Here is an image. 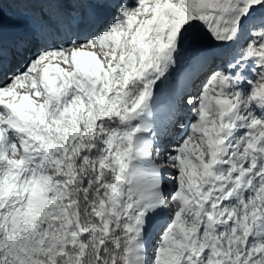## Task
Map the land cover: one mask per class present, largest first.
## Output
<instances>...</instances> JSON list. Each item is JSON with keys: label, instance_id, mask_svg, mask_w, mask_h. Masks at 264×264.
<instances>
[{"label": "snow or ice", "instance_id": "1", "mask_svg": "<svg viewBox=\"0 0 264 264\" xmlns=\"http://www.w3.org/2000/svg\"><path fill=\"white\" fill-rule=\"evenodd\" d=\"M0 264H264V0H0Z\"/></svg>", "mask_w": 264, "mask_h": 264}, {"label": "bare ground", "instance_id": "2", "mask_svg": "<svg viewBox=\"0 0 264 264\" xmlns=\"http://www.w3.org/2000/svg\"><path fill=\"white\" fill-rule=\"evenodd\" d=\"M161 161V160H160ZM158 162V164L160 165V166H163V167H166V168H168V167H170V164H165V163H162V162Z\"/></svg>", "mask_w": 264, "mask_h": 264}]
</instances>
